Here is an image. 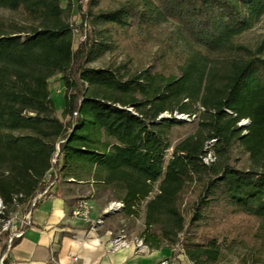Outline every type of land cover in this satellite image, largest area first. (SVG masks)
I'll return each mask as SVG.
<instances>
[{
	"label": "trees",
	"instance_id": "16d2710c",
	"mask_svg": "<svg viewBox=\"0 0 264 264\" xmlns=\"http://www.w3.org/2000/svg\"><path fill=\"white\" fill-rule=\"evenodd\" d=\"M88 1V34L73 48L70 0H0V11L20 17L0 15V198L7 209H27L55 169L51 187L88 181L106 202H120L124 217L142 215L139 237L151 249L173 255L177 245L190 264H216L241 245L246 264H256L264 249V38L254 48L234 39L264 16V0H118L97 11L91 8L100 0ZM160 22H172L183 41L176 74H164L158 59L137 70L88 65ZM57 74L61 118L48 88ZM165 112L171 117L158 120ZM196 112V129L172 144L171 130L182 123L173 114ZM235 143L247 154L245 168L230 164ZM207 152L214 159L206 164ZM234 216L256 222L254 243L218 227Z\"/></svg>",
	"mask_w": 264,
	"mask_h": 264
},
{
	"label": "rangeland",
	"instance_id": "374dc122",
	"mask_svg": "<svg viewBox=\"0 0 264 264\" xmlns=\"http://www.w3.org/2000/svg\"><path fill=\"white\" fill-rule=\"evenodd\" d=\"M118 0H100L96 7H92V11L99 9L113 8ZM71 7L67 12V19L73 27V48L77 46L79 41L83 40L88 34V26L86 19H84V13L88 10V0H70ZM62 6H66V2L62 1ZM0 15L7 19L20 20V17L7 11H0ZM264 38V16L248 30L238 35L234 42L247 45L251 48L256 45ZM180 40L179 34L177 33L176 26L172 22H160L151 28L144 30L133 31L130 35L117 45H112L107 51L102 53L97 59L90 62L88 65L93 67H101L107 64H121L126 63L130 69L137 70L152 64H155L164 74H176L177 66L181 63L185 56V49ZM158 59V63L156 61ZM48 88L50 97L57 106L56 115L61 118L62 107H59L60 101L63 102V87L60 80V75L57 74L48 80ZM63 104V103H62ZM175 118L181 120V124L174 126L171 130L170 139L172 144L180 138L192 133L196 129L198 112L195 115L188 116L187 114H173ZM165 118L171 117L168 112L162 114ZM184 118V119H182ZM246 120L241 121L239 124H246ZM212 144V143H210ZM207 143V147L210 146ZM230 164L237 168H245L248 165L247 154L235 143L230 152ZM53 174L50 172L47 175L46 183L49 184L53 181ZM69 184H75L72 181H63L60 183L65 189L64 193H70L71 187ZM92 185V184H91ZM76 187V184H75ZM81 197L89 198L92 200V206L99 211L101 214L105 212L111 202H106V194L97 190L93 186L87 187L85 184L80 192ZM191 194L185 197V200H191ZM187 216L188 212L185 210ZM142 215L135 218L124 217L121 213L117 212L108 215L98 225L96 229L105 230L109 228L111 230V236H115L118 233L123 234L127 239H131L139 236V232L142 229ZM219 228L231 229L228 237L237 235L238 237L244 236L246 243H254L252 235L254 233L256 222L251 219L243 217H229L227 222H222L218 225ZM258 243V242H257ZM261 245V243H259ZM264 246V244H262ZM179 249V246L176 245ZM246 249L239 245L234 247L232 250H224L222 259L216 264H246L249 256L246 255ZM257 263L264 264V249L261 253H257Z\"/></svg>",
	"mask_w": 264,
	"mask_h": 264
},
{
	"label": "crops",
	"instance_id": "0c3cea01",
	"mask_svg": "<svg viewBox=\"0 0 264 264\" xmlns=\"http://www.w3.org/2000/svg\"><path fill=\"white\" fill-rule=\"evenodd\" d=\"M51 172L55 177V169ZM68 181L76 184L68 185L70 193H64L66 188L55 183L48 186L49 194L37 198L30 209L31 225L8 251V264H161L164 260L167 264H190L181 252L172 255L167 247L142 253L132 248H111L109 228L92 229L91 224L71 216L82 187L87 184L91 188V182ZM101 212L92 206L90 216L94 220Z\"/></svg>",
	"mask_w": 264,
	"mask_h": 264
},
{
	"label": "built area",
	"instance_id": "2783aa9c",
	"mask_svg": "<svg viewBox=\"0 0 264 264\" xmlns=\"http://www.w3.org/2000/svg\"><path fill=\"white\" fill-rule=\"evenodd\" d=\"M212 141L213 140L209 141L208 144ZM213 159L214 157L211 152H207L202 156V160L206 164L213 161ZM52 183L53 182L51 181L45 186L42 192L37 194L36 197L29 202L27 209L25 210H20L17 206L14 211H9L0 198V264H3V260L7 257V253L15 241L20 239L23 236L25 229L31 225L30 209L33 207L35 200L43 195L48 189V186ZM121 206L122 204L118 201L111 202L105 212L93 220L90 216L92 208L91 200L89 198H79L71 209V216L81 220L83 223L91 224L92 229H96L103 219L108 216H104L107 211H112L109 215L117 213L120 211ZM110 247L114 249L121 247L132 248L135 253L146 252L149 249L148 245H146L139 236L127 239L121 233H118L111 238ZM175 248L181 252L180 249L177 247ZM161 264H167V261L164 260Z\"/></svg>",
	"mask_w": 264,
	"mask_h": 264
},
{
	"label": "water",
	"instance_id": "95a60500",
	"mask_svg": "<svg viewBox=\"0 0 264 264\" xmlns=\"http://www.w3.org/2000/svg\"><path fill=\"white\" fill-rule=\"evenodd\" d=\"M162 118H163V116L160 115V116L158 117V120H161ZM182 119H184V118H182ZM239 125H240V124H239ZM111 212H112V211H107V212L104 214V216L109 215Z\"/></svg>",
	"mask_w": 264,
	"mask_h": 264
}]
</instances>
